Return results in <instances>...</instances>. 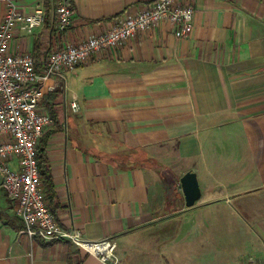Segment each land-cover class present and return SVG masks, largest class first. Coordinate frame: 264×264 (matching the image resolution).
Listing matches in <instances>:
<instances>
[{"label":"crops","instance_id":"obj_1","mask_svg":"<svg viewBox=\"0 0 264 264\" xmlns=\"http://www.w3.org/2000/svg\"><path fill=\"white\" fill-rule=\"evenodd\" d=\"M152 1L72 0L62 31L53 0H19L25 12L41 3L45 19L16 29L9 50L33 54L42 74L53 49ZM175 4L195 10L187 37L164 19L66 71L65 93L44 81L45 199L62 227L111 239L116 264H264V0ZM4 12L0 0V22ZM188 170L201 191L192 207L178 180ZM23 227L0 182V264H107Z\"/></svg>","mask_w":264,"mask_h":264},{"label":"built area","instance_id":"obj_2","mask_svg":"<svg viewBox=\"0 0 264 264\" xmlns=\"http://www.w3.org/2000/svg\"><path fill=\"white\" fill-rule=\"evenodd\" d=\"M5 12L0 22V182L8 193L14 214L23 224L22 232L43 240H68L107 264H116L115 243L108 238L88 240L75 228H64L48 206L41 185V173L36 158V146L51 117L42 108L45 93L44 81L55 78L58 88L65 93V72L92 54L116 48L122 41L161 20L174 25V35L184 38L191 32L194 8L176 5V0H153L137 13L127 15L104 32L88 36L77 44H66L53 49L44 59V71L37 73L31 53H13L10 43L16 29L32 33L41 27L45 10L37 3L32 11L25 12L19 0H1ZM56 26L66 29L72 22V0H53ZM76 111V101L70 102ZM18 159L13 169L9 162Z\"/></svg>","mask_w":264,"mask_h":264},{"label":"water","instance_id":"obj_3","mask_svg":"<svg viewBox=\"0 0 264 264\" xmlns=\"http://www.w3.org/2000/svg\"><path fill=\"white\" fill-rule=\"evenodd\" d=\"M194 171H186L179 180V187L184 196L185 207H192L199 199L201 191Z\"/></svg>","mask_w":264,"mask_h":264},{"label":"trees","instance_id":"obj_4","mask_svg":"<svg viewBox=\"0 0 264 264\" xmlns=\"http://www.w3.org/2000/svg\"><path fill=\"white\" fill-rule=\"evenodd\" d=\"M37 61L38 59L35 60V67H36V64H37ZM40 63V62H39ZM42 63V62H41ZM44 65V61L42 63ZM45 68V67H44ZM36 70H37V73H41V71H39L36 67ZM42 151H39L38 147L36 146V158H37V162H38V166H39V170H40V173H41V176H42V169H41V163H42V157H43V154L41 153Z\"/></svg>","mask_w":264,"mask_h":264},{"label":"rangeland","instance_id":"obj_5","mask_svg":"<svg viewBox=\"0 0 264 264\" xmlns=\"http://www.w3.org/2000/svg\"><path fill=\"white\" fill-rule=\"evenodd\" d=\"M249 258V257H248ZM247 257H243V259L241 258V264H260L258 261V259L256 258H249ZM251 259V260H250ZM240 264V263H239Z\"/></svg>","mask_w":264,"mask_h":264}]
</instances>
